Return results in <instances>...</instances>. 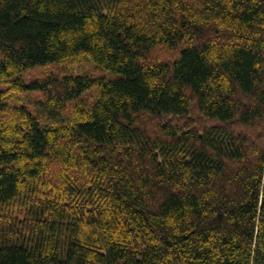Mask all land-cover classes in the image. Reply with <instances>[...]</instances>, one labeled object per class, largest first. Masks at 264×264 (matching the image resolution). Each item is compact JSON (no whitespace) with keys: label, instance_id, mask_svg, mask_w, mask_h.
<instances>
[{"label":"trees","instance_id":"16d2710c","mask_svg":"<svg viewBox=\"0 0 264 264\" xmlns=\"http://www.w3.org/2000/svg\"><path fill=\"white\" fill-rule=\"evenodd\" d=\"M0 264H264V0H0Z\"/></svg>","mask_w":264,"mask_h":264}]
</instances>
